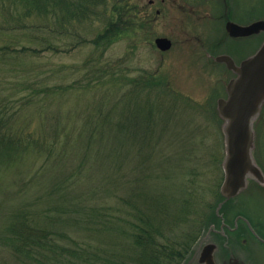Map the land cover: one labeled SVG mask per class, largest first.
<instances>
[{"label":"rangeland","instance_id":"obj_1","mask_svg":"<svg viewBox=\"0 0 264 264\" xmlns=\"http://www.w3.org/2000/svg\"><path fill=\"white\" fill-rule=\"evenodd\" d=\"M132 3L145 7L138 15H150L148 30L139 36H124L105 52L88 43L66 53L20 58L25 70L33 68L28 75L37 76L50 91L55 87L61 91L68 84L72 87L62 95L55 91L46 94L48 112L44 117L52 124V138L57 134L61 141L53 156L31 151L20 163L21 177L11 172L4 178L9 187L6 192L0 190V264H22L5 238L8 233L4 227L15 211L33 213L43 224L55 219V229L84 235L90 212L98 215L100 206L119 197L117 209L122 210V199L140 192L149 196L162 193L177 202L183 192H197L208 202L219 195L214 209L219 220L206 231L211 226L219 228L223 222L233 226L236 216L243 217L247 224L241 219L234 233L226 229L230 247L246 264H264V183L249 181L233 199L224 200L220 193L225 153L223 120L216 104L218 98L226 97L225 86L235 74L223 62L213 61L218 54L228 53L239 60L257 50L264 41L263 31L234 39L228 36L225 24L230 20L238 24L264 20V0H153L150 7L148 0ZM73 24L76 34L82 36L80 41L103 28L99 20ZM157 37L169 38L172 45L166 50L157 48ZM74 42L69 37L68 44ZM93 57L98 66L108 64L106 69L116 70L109 89L88 77L86 62ZM150 102L154 116L159 117L160 108L167 103L166 114L172 117L169 122L156 123L158 146L148 159L138 151L133 131L139 116L132 109L137 110L135 104L147 106ZM184 103L190 104L191 110ZM39 110L35 101L20 110V119L30 124L28 130H35L37 137L43 129L49 130L43 127ZM107 114L114 125H105ZM101 118L97 129L104 133L103 138L101 133L92 132L89 124ZM254 132L253 154L264 170V106L254 122ZM202 184L205 192L196 189ZM23 190L27 191L20 192ZM91 200L97 206L87 208L85 204ZM190 264H198L196 258Z\"/></svg>","mask_w":264,"mask_h":264},{"label":"trees","instance_id":"obj_2","mask_svg":"<svg viewBox=\"0 0 264 264\" xmlns=\"http://www.w3.org/2000/svg\"><path fill=\"white\" fill-rule=\"evenodd\" d=\"M142 8L145 7L138 8L132 0H0L1 191L6 192L9 187L4 180L7 174L13 172L21 177L20 163L29 152L35 150L47 158L53 156L61 141L56 138L57 134H53L55 140L52 138V124L44 117L48 112V105H44L48 99L46 94L55 91L62 95L72 87L68 84L59 91L54 86L55 90L50 91L48 84L37 81L35 75H28L33 68L25 70L20 58L36 57L45 52L66 53L88 43L105 52L118 39L139 36L140 32L148 30L150 15H138ZM95 20L102 21L103 28L92 38L83 36L81 41L78 40L82 36L76 34L77 28L73 23L92 24ZM69 37L75 39L72 45L68 44ZM96 61L97 58L93 57L86 62L89 65L88 77L100 80L104 90L109 89L114 84L109 83L116 77V70L111 72L106 69L108 64L98 66ZM87 86H80V89ZM40 93L43 95L37 96ZM32 101L40 109L43 127L49 128L43 129L39 137L35 136V130H28L30 124L20 119V110ZM135 105L137 110L132 111L139 119L133 133L139 143L138 151L150 159L151 151L154 153L158 146L156 123L160 120L169 122L172 115L166 114L167 103L160 108L159 117L153 115L152 102L147 106ZM184 106L188 110L192 108L190 104L184 103ZM101 122L102 118L89 121L93 125L91 131L101 133L97 129ZM104 123L114 125L109 114L105 116ZM129 135L132 132L129 131ZM96 136H91L89 143ZM100 137L103 138L104 133ZM198 176L196 174V178ZM20 181L19 178L16 182ZM203 185L196 189L205 192ZM145 193L124 197L122 210L117 209L119 197L100 206L98 215L90 212L84 235H71L55 229V219L43 224V219L36 218L33 213L17 210L4 227L8 233L5 238L22 264H183L209 225L219 220L214 211L219 195L214 202H208L197 192H183L177 202L162 193L153 196ZM85 206L93 208L97 204L91 200Z\"/></svg>","mask_w":264,"mask_h":264},{"label":"water","instance_id":"obj_3","mask_svg":"<svg viewBox=\"0 0 264 264\" xmlns=\"http://www.w3.org/2000/svg\"><path fill=\"white\" fill-rule=\"evenodd\" d=\"M225 28L233 37L248 36L264 31V20L253 21L246 25L227 21ZM154 42L161 50L171 46V40L167 37H157ZM214 59L224 62L226 67L235 73V77L226 84V97L218 98L216 104L218 115L223 120L225 154L222 161L223 181L220 193L226 200L243 191L250 179L260 184L264 183V172L253 154L254 122L264 106V42L254 54L238 64L227 54L218 55ZM220 205L216 211L219 210ZM208 235L209 232L204 237L207 238ZM216 247L213 242L203 245L197 263L216 264L214 259ZM195 251L196 249L190 256ZM194 256L195 254L191 259L188 257L183 264H190L192 260L194 261ZM229 261V264H244L236 257H232Z\"/></svg>","mask_w":264,"mask_h":264},{"label":"flooded vegetation","instance_id":"obj_4","mask_svg":"<svg viewBox=\"0 0 264 264\" xmlns=\"http://www.w3.org/2000/svg\"><path fill=\"white\" fill-rule=\"evenodd\" d=\"M152 4H153V0H148L147 6L150 7ZM156 12L158 13V10H156ZM228 36H229V34H228ZM231 38H233V37H231ZM235 38L238 39L240 37H235ZM226 54H228V53H226ZM232 57L234 58V60L236 62H239V61H241L243 59L242 58V59L238 60L234 56H232ZM241 219L244 222H246V224H247V221L243 217L236 216L235 219H234L233 226H229L228 224L223 222L222 225L219 228H213L212 231L209 233V236L212 237L213 241L211 239L207 240L205 237H203V239H201V241L199 242V244H197V246L195 248L196 249V251L194 252V254H196L195 258L197 259V257L199 256L200 251L202 250V246L205 245L207 242L211 241V242H214L215 244H217V247L214 250V259H215V263L216 264H229L230 263L229 260L232 257H236L238 260L242 261L245 264V261L241 257H239L238 255H236L233 252V250L231 249L230 244H229V235H227L225 233L226 229H228L229 232L234 233L237 230L238 222Z\"/></svg>","mask_w":264,"mask_h":264}]
</instances>
